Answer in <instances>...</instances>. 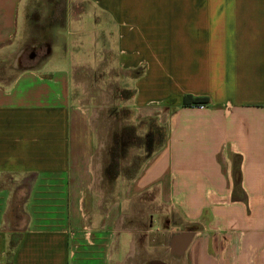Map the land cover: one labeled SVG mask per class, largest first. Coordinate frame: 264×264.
Here are the masks:
<instances>
[{
    "label": "crops",
    "instance_id": "0c3cea01",
    "mask_svg": "<svg viewBox=\"0 0 264 264\" xmlns=\"http://www.w3.org/2000/svg\"><path fill=\"white\" fill-rule=\"evenodd\" d=\"M26 2L0 0L2 61ZM62 6L44 54L0 78V264H264V0ZM114 72L165 129L131 175L105 172L79 79Z\"/></svg>",
    "mask_w": 264,
    "mask_h": 264
},
{
    "label": "rangeland",
    "instance_id": "374dc122",
    "mask_svg": "<svg viewBox=\"0 0 264 264\" xmlns=\"http://www.w3.org/2000/svg\"><path fill=\"white\" fill-rule=\"evenodd\" d=\"M64 3L65 0H27L21 12L23 21L22 28L19 29L21 30L19 43L14 46L13 52L10 51L5 55L3 61L0 60L2 61L0 62V78L9 79L16 72L15 68L31 64L25 62L26 55L20 56L23 62L19 65V50L27 49L28 54L32 52L30 45L39 41L40 33L37 34V30L44 26L48 18V10L52 5ZM44 51V47L38 51L39 57L44 54ZM118 72L109 76H82L79 79L85 81L90 98H97L89 102L93 101V109L96 110L95 112L99 111L96 117L99 148L101 147V151H110L112 155L124 153L125 156L121 155L122 157H118L120 161H117L123 164V171L131 175L135 174L141 164L157 151L164 138L165 129L158 125L155 118H140L139 114H135L130 104L132 92L127 89L125 76ZM100 78L104 79L102 85L98 84ZM99 88L101 97L97 95ZM106 157L105 161L108 164L111 160L108 155ZM111 162L114 163L113 160Z\"/></svg>",
    "mask_w": 264,
    "mask_h": 264
},
{
    "label": "trees",
    "instance_id": "16d2710c",
    "mask_svg": "<svg viewBox=\"0 0 264 264\" xmlns=\"http://www.w3.org/2000/svg\"><path fill=\"white\" fill-rule=\"evenodd\" d=\"M63 6L62 5H52L49 9L48 18L44 26L41 27L45 33L47 30H51L56 27H61L63 23ZM50 26V27H49ZM205 98H192L191 96L183 97V106H205ZM161 135V134H160ZM162 136V135H161Z\"/></svg>",
    "mask_w": 264,
    "mask_h": 264
},
{
    "label": "flooded vegetation",
    "instance_id": "af4514ba",
    "mask_svg": "<svg viewBox=\"0 0 264 264\" xmlns=\"http://www.w3.org/2000/svg\"><path fill=\"white\" fill-rule=\"evenodd\" d=\"M42 48V44H38V45H33V46H30V51H32V52H30L29 54H28V52H27V49L26 50H22L20 53H19V65H22V62L23 61H21V58H20V56L21 57H24V56H26V63H29L30 61H35V60H38L39 59V54H38V51L40 50ZM27 53V54H26ZM31 55H32V57H31ZM123 152V151H122ZM121 155L122 156H124V153H121ZM120 155V153H116V154H111L110 153V159H111V161L113 160L114 161V163L113 162H110L109 164H108V170L107 171H105L106 173H107V175L108 176H115V174H117V172H119V166L117 165V163H115L119 158L118 157H122ZM185 229H189V230H193V227H190V226H187ZM154 262V263H153ZM152 264H160L159 262H158V259H155V260H153L152 262H151Z\"/></svg>",
    "mask_w": 264,
    "mask_h": 264
},
{
    "label": "water",
    "instance_id": "95a60500",
    "mask_svg": "<svg viewBox=\"0 0 264 264\" xmlns=\"http://www.w3.org/2000/svg\"><path fill=\"white\" fill-rule=\"evenodd\" d=\"M31 57H32V55H31ZM176 237L180 238L181 246H182V248H185L189 244V242H190V240L192 238V233L188 229L184 233L178 234Z\"/></svg>",
    "mask_w": 264,
    "mask_h": 264
}]
</instances>
